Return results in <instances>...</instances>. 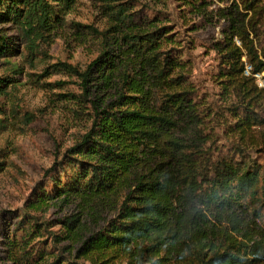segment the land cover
Wrapping results in <instances>:
<instances>
[{
  "label": "trees",
  "instance_id": "16d2710c",
  "mask_svg": "<svg viewBox=\"0 0 264 264\" xmlns=\"http://www.w3.org/2000/svg\"><path fill=\"white\" fill-rule=\"evenodd\" d=\"M75 2L0 0V59L18 53L16 42L29 56L41 55L42 42L63 25L62 16ZM259 2L236 0L225 16L229 35L218 50L220 87L235 105L226 109L235 120L228 146H217L213 132L204 130L205 118L217 115L215 107L182 86L174 49L160 51V40L171 43L167 29L125 34L126 49L145 55L141 65L150 71L153 87L123 73L118 99L103 108L92 105L87 132L67 151L66 164L51 168L64 178L53 179L56 193H73L83 213L116 214L81 238L77 220L63 221V239L23 213L7 242L12 264H264V160L252 156H264V128L251 131L264 125V89L242 74L243 59L254 73L264 72ZM5 25L17 35L8 34ZM100 59L88 71H103ZM50 69L78 77L85 86L87 75L69 64L57 62ZM11 83L0 78V94ZM154 89L162 95L150 108L139 97ZM67 167L76 174L69 176ZM64 241L79 246L61 245Z\"/></svg>",
  "mask_w": 264,
  "mask_h": 264
},
{
  "label": "rangeland",
  "instance_id": "374dc122",
  "mask_svg": "<svg viewBox=\"0 0 264 264\" xmlns=\"http://www.w3.org/2000/svg\"><path fill=\"white\" fill-rule=\"evenodd\" d=\"M235 1L76 0L62 16L63 25L42 42L38 51L41 55L29 56L23 45L16 42L18 53L0 59V78L12 80L5 93L0 94V264H12L7 242L14 239V223L23 213L36 216L38 223L63 239V221L77 220L81 238L98 231L115 216V211L107 209H90L91 214L87 215L73 193H56L60 189L53 179L64 182V178L55 175L51 168L57 170L67 151L87 132L92 105L103 108L118 99L123 73L135 81L140 76L142 85L153 87L149 83L150 71L141 65L145 55L126 49L125 34L167 29L171 43L160 40V51L174 49L175 61L183 70L182 86L201 96L205 105L215 107L217 115L214 119L205 118L204 130L213 132L217 146H228L234 139L228 134V127L235 120L226 109L235 105L221 91L218 50L229 35L225 16ZM249 1L264 5V0ZM123 15L130 16L132 23L122 21ZM3 28L8 34L17 35L13 26ZM103 52L106 54L102 56ZM99 58L104 70L92 67L88 71ZM57 62L85 73V86L78 77L51 70ZM160 95L154 89L146 98H139L146 106L155 108ZM263 128L264 125L253 126L251 131ZM252 156L260 163L264 160L261 154ZM67 173L74 176L76 170L67 167ZM74 242L64 241L61 245L79 246Z\"/></svg>",
  "mask_w": 264,
  "mask_h": 264
},
{
  "label": "built area",
  "instance_id": "2783aa9c",
  "mask_svg": "<svg viewBox=\"0 0 264 264\" xmlns=\"http://www.w3.org/2000/svg\"><path fill=\"white\" fill-rule=\"evenodd\" d=\"M236 43L238 44V46H240L239 41L236 40ZM243 61H244V67L242 70L243 76L252 78L257 88L264 89V72L254 73L252 66L247 62H245V59H243Z\"/></svg>",
  "mask_w": 264,
  "mask_h": 264
}]
</instances>
